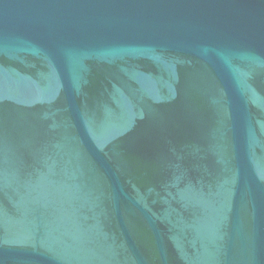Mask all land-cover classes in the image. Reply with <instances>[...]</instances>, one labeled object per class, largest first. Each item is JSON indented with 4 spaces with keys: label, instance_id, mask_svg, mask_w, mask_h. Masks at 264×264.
I'll list each match as a JSON object with an SVG mask.
<instances>
[{
    "label": "water",
    "instance_id": "1",
    "mask_svg": "<svg viewBox=\"0 0 264 264\" xmlns=\"http://www.w3.org/2000/svg\"><path fill=\"white\" fill-rule=\"evenodd\" d=\"M0 264H264V0H0Z\"/></svg>",
    "mask_w": 264,
    "mask_h": 264
}]
</instances>
